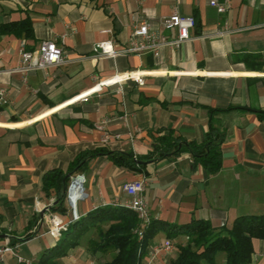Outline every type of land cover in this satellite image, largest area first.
I'll return each instance as SVG.
<instances>
[{
	"label": "crops",
	"instance_id": "crops-1",
	"mask_svg": "<svg viewBox=\"0 0 264 264\" xmlns=\"http://www.w3.org/2000/svg\"><path fill=\"white\" fill-rule=\"evenodd\" d=\"M211 1L0 0V88L8 98L0 105V249H11L0 264H37L52 257L62 237L50 233L53 217L70 226L98 208L125 207L130 197L124 186L135 180L145 182L144 196L160 226L142 264H168L177 257L176 246L188 238H168L172 227L203 220L222 228L240 216L264 215V0H226L225 14ZM175 11L195 17L190 40L162 48L158 56L121 52L142 23L175 39L177 32L163 25ZM26 18L32 37L4 31ZM45 41L62 46L64 63L26 76L9 73L19 64L22 44L32 51ZM109 41L118 55L98 58L96 46ZM130 73L142 74L144 84ZM116 77L123 80L114 82ZM211 127L225 135L219 171L195 164L187 151L138 171L97 155L70 177L69 186L83 178L72 192L74 201L83 186L79 220L73 222L67 197L65 211L52 209L57 197L44 190V176L71 172L82 154L106 149L145 157L155 137L173 132L202 144ZM91 239L94 229L54 259L59 264L112 260L113 251L92 255ZM166 241L173 248L157 252ZM253 245L251 264H264V239ZM216 264H226L225 256Z\"/></svg>",
	"mask_w": 264,
	"mask_h": 264
},
{
	"label": "trees",
	"instance_id": "trees-1",
	"mask_svg": "<svg viewBox=\"0 0 264 264\" xmlns=\"http://www.w3.org/2000/svg\"><path fill=\"white\" fill-rule=\"evenodd\" d=\"M4 31L26 38L32 37L33 34L29 18L5 26ZM224 141L225 135L211 127L202 144L189 143L175 136L173 132L155 137L151 151L145 157L136 158L133 153L111 152L106 149L87 152L76 159L71 172H48L43 178V188L48 195L55 193L57 197L58 203L52 209L56 212L65 211L70 177L77 166L97 155L107 156L118 167L138 171L139 167L147 165L148 162L175 158L187 151L193 156L195 164L199 163L214 173L222 166L221 147ZM137 161L144 163L139 164ZM140 227L138 215L127 207L98 208L86 218L71 224L58 241L53 256H43L37 264H59L55 259L65 255L70 247L77 246L80 238L92 229L95 230L96 239L88 242L90 253L96 255L115 252L112 260L102 264H142L149 243L160 226L153 218L144 229L141 240L138 236ZM181 236L187 237L188 242L176 246L177 257L168 264H216L219 255L225 256L226 264H251L254 240L264 239V215L240 216L231 226L222 228H214L208 221L194 220L167 230V237L170 239ZM16 243L17 241L13 240L12 244Z\"/></svg>",
	"mask_w": 264,
	"mask_h": 264
},
{
	"label": "built area",
	"instance_id": "built-area-1",
	"mask_svg": "<svg viewBox=\"0 0 264 264\" xmlns=\"http://www.w3.org/2000/svg\"><path fill=\"white\" fill-rule=\"evenodd\" d=\"M211 5L215 7L220 14H225L229 8L228 1L226 0L225 2L212 0ZM163 25L166 30H175L177 32V37L175 39H170L157 32L151 31L149 24L142 23L131 35L129 46L121 52L125 54L138 55L152 53L155 56H158L162 48L179 47L182 43L191 39V31L196 26V19L193 16L181 15L175 11L173 14L163 20ZM217 34H223V32L218 31ZM95 51L98 58L116 57L119 53L113 48L112 42L110 41L98 44ZM20 56L21 58L18 66L9 73H21L26 76L33 71H41L50 67L59 66L65 61L64 49L55 41H45L38 49L32 51L27 50L26 45L22 44L20 48ZM129 77L139 85L144 84V76L140 73H130ZM122 80L123 78L116 77L113 81L120 83ZM83 101H87V98H83ZM7 103L8 98L6 91L5 89L0 88V105H6ZM76 182L77 179H75L70 184L67 193V198L72 209L74 210L73 222L79 220L80 218V216L77 214L76 206L78 201L83 197V186L81 185V195L73 201L72 192ZM145 188L146 186L143 180L128 182L124 186L125 193L130 197V201L125 207L135 212L141 222V227L138 230V236L140 240L143 238L144 229L153 219L148 202L144 196ZM69 224L65 223L58 217H53L50 233L54 237L60 238L62 233L67 230ZM158 248L159 249H156L157 252L162 250L168 252L173 248V244L171 241H166L164 246H160ZM10 250L11 249L8 247L0 249V256L4 252Z\"/></svg>",
	"mask_w": 264,
	"mask_h": 264
},
{
	"label": "bare ground",
	"instance_id": "bare-ground-1",
	"mask_svg": "<svg viewBox=\"0 0 264 264\" xmlns=\"http://www.w3.org/2000/svg\"><path fill=\"white\" fill-rule=\"evenodd\" d=\"M75 186H76V188L79 189V188H80V183L77 181ZM77 195H78V196L81 195V191H80V190L77 192Z\"/></svg>",
	"mask_w": 264,
	"mask_h": 264
},
{
	"label": "water",
	"instance_id": "water-1",
	"mask_svg": "<svg viewBox=\"0 0 264 264\" xmlns=\"http://www.w3.org/2000/svg\"><path fill=\"white\" fill-rule=\"evenodd\" d=\"M137 162H138L139 164L144 163V162H142V161H137ZM80 178H82V177L79 176V177H77L76 179L79 180ZM82 179H83V178H82Z\"/></svg>",
	"mask_w": 264,
	"mask_h": 264
}]
</instances>
